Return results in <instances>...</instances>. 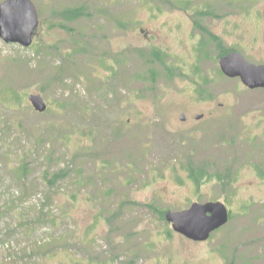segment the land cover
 Wrapping results in <instances>:
<instances>
[{
    "label": "rangeland",
    "instance_id": "rangeland-1",
    "mask_svg": "<svg viewBox=\"0 0 264 264\" xmlns=\"http://www.w3.org/2000/svg\"><path fill=\"white\" fill-rule=\"evenodd\" d=\"M31 1L32 46L0 38V264H264V89L220 66L264 65V0ZM209 202L206 242L166 219Z\"/></svg>",
    "mask_w": 264,
    "mask_h": 264
},
{
    "label": "water",
    "instance_id": "water-1",
    "mask_svg": "<svg viewBox=\"0 0 264 264\" xmlns=\"http://www.w3.org/2000/svg\"><path fill=\"white\" fill-rule=\"evenodd\" d=\"M38 28L39 15L31 0H7L0 5V38L4 42L29 48ZM220 66L225 76L240 78L247 88L264 89V65L251 64L241 53L232 51L221 58ZM29 101L39 113L48 109L41 95L32 94ZM166 219L175 232L195 242H206L229 223L230 211L222 202L193 203L186 210L167 212Z\"/></svg>",
    "mask_w": 264,
    "mask_h": 264
},
{
    "label": "trees",
    "instance_id": "trees-1",
    "mask_svg": "<svg viewBox=\"0 0 264 264\" xmlns=\"http://www.w3.org/2000/svg\"><path fill=\"white\" fill-rule=\"evenodd\" d=\"M18 160H19V165L15 169L14 172L18 175L19 179H24L26 177V175H28V172L30 171L29 165H28V163H26V160L24 159V156H22V155H21V159H18ZM58 178H62V174H55L51 180H48V178L46 177L45 181L46 182L48 181L50 184H54ZM43 180H44V178H43ZM51 222L53 224L52 226H54V227L58 226V221L56 219H52ZM61 237L62 236L60 235L57 238H54V241L55 242H61L62 241ZM38 249H39V247H38ZM41 249H43V247H40V250Z\"/></svg>",
    "mask_w": 264,
    "mask_h": 264
},
{
    "label": "flooded vegetation",
    "instance_id": "flooded-vegetation-1",
    "mask_svg": "<svg viewBox=\"0 0 264 264\" xmlns=\"http://www.w3.org/2000/svg\"><path fill=\"white\" fill-rule=\"evenodd\" d=\"M229 53H230V52H229ZM229 53H228V54H229ZM228 54H226V55H228ZM125 61H126V60H125ZM256 90H257V89H256ZM200 117H202V116H201V115H200V116H197V119H199Z\"/></svg>",
    "mask_w": 264,
    "mask_h": 264
}]
</instances>
